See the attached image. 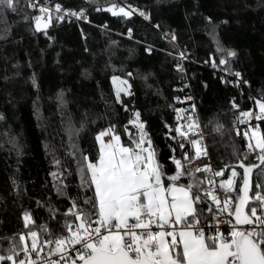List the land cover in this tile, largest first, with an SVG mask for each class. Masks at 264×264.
<instances>
[{"label": "snow or ice", "instance_id": "6c2138e0", "mask_svg": "<svg viewBox=\"0 0 264 264\" xmlns=\"http://www.w3.org/2000/svg\"><path fill=\"white\" fill-rule=\"evenodd\" d=\"M104 10L122 18L138 14L151 19L149 13L131 4L112 2ZM10 16H19L33 35L43 34L49 42L54 40L48 32L54 21L88 20L84 8L65 7L53 0H0V40L7 41L18 23L10 21ZM204 19L215 44V54L209 53V60L204 62L233 77L221 75L220 80L238 89L243 97L242 86H250V82L232 67L238 53L221 43L213 18ZM101 27L107 28V24ZM124 34L132 38L133 29L128 27ZM162 35L169 41L177 40L174 31ZM80 37L88 52L83 29ZM144 51L151 53L153 48ZM40 52L43 56L44 49ZM168 55L177 59L173 67L180 79L173 90L183 93L184 88L191 87L183 66L188 59L186 50L176 49ZM27 63L32 66L31 59ZM81 75L87 77L90 72L84 69ZM132 77V72L110 76L113 94L111 102L105 101V113L89 120L85 110L79 127L71 113L62 118L68 138L65 154L75 167L53 157L56 168L49 172L51 189L42 201H36V209L46 210L47 218L37 225L33 210H24L23 230L5 238L8 247L0 251V264H264V130L258 123H250H264V90L246 97L252 101L250 108H242L235 96L230 98L234 110L231 132L246 143L241 150L233 142L227 160L214 159L205 140V127L216 132L223 129L218 118L205 117L208 123L202 126L195 98L190 93L173 95L175 103L168 105L174 114L173 123L165 121L162 125L164 137L171 141L166 145L170 154L165 160L154 145L149 121L134 103L124 99L134 96ZM9 78L0 77L4 81ZM29 80L39 92L37 73L33 72ZM65 97L66 91L58 90L57 108L62 117ZM110 103L129 113L126 122H113L107 116ZM185 103L186 107L177 106ZM97 120L106 123L91 132L90 147H81V131ZM240 125L245 126L243 131ZM73 180L77 181L75 194L71 190ZM12 183L18 191L16 181Z\"/></svg>", "mask_w": 264, "mask_h": 264}, {"label": "trees", "instance_id": "16d2710c", "mask_svg": "<svg viewBox=\"0 0 264 264\" xmlns=\"http://www.w3.org/2000/svg\"><path fill=\"white\" fill-rule=\"evenodd\" d=\"M43 2L45 0H41ZM53 2L77 10L84 8L88 20L54 21L48 30L54 40L49 42L43 34L33 35L19 16H10V21L18 23L13 25L7 41L0 40V77H10L8 81L0 79V113L4 115L0 120V251L8 247L5 238L23 230L21 214L24 210H33L37 225L45 222L47 212L36 209V201H42L51 189L49 172L56 168L53 157L61 159L62 164L75 167L65 154L68 138L61 120L71 113L79 127L85 110H88L89 120L105 113V101L111 102L113 94L111 75L123 77L127 72L133 73L130 83L134 96L124 99L134 103L149 121L154 145L165 160L170 154L166 145L171 141L164 137L162 125L165 121L173 123L174 116L168 105L175 103L173 95H183L188 89L184 88L183 93L174 92L173 86L180 84V79L173 67L177 59L168 55L169 52L186 50L188 59L183 61V66L203 126L208 123L204 118L211 115L223 125L221 132L205 127L214 159L227 160L233 142L241 150L246 143L242 136L231 132L234 110H231L230 98L235 96L242 108H250L252 101L246 97L259 95L264 90V0ZM112 2L139 7L147 11L151 19L146 20L138 14L131 18L113 16L104 10ZM25 12L34 14L31 9H25ZM207 16L216 23L221 43L238 53L232 67L241 71L250 82V86H242L243 97L238 89L220 80L221 75L228 79L233 77L204 62L209 60V53L215 54V44L206 30L204 18ZM223 20L228 22L220 23ZM105 23L107 28L101 27ZM156 24L160 28L154 27ZM128 27L133 29L132 38L124 34ZM80 29L86 34L88 52L84 51L85 40L80 37ZM163 31H174L177 40L163 39ZM149 46L153 48L151 53L144 51ZM41 49H44L43 56ZM29 59L32 60L31 67L27 63ZM17 63L19 67L14 68L13 64ZM84 69H88L90 76L81 75ZM17 71L19 75H13ZM33 72L37 73L39 92L29 80ZM60 89L66 91L67 100L63 117L56 100ZM109 108L107 116L113 122H126L129 113L115 103H110ZM104 123L105 120H97L95 125L89 123L80 133L79 145L90 147L91 132ZM258 123L264 130V123ZM239 127L243 131L245 126ZM13 180L18 191L14 190ZM76 183V180L71 183L73 194Z\"/></svg>", "mask_w": 264, "mask_h": 264}, {"label": "built area", "instance_id": "2783aa9c", "mask_svg": "<svg viewBox=\"0 0 264 264\" xmlns=\"http://www.w3.org/2000/svg\"><path fill=\"white\" fill-rule=\"evenodd\" d=\"M145 12H147V11H145ZM148 13V12H147ZM144 18V17H143ZM73 19H75V18H73ZM145 19V18H144ZM146 20H149V19H146ZM163 32H165V31H163ZM162 32V33H163ZM162 38L163 39H165L164 37H163V35H162ZM165 40H167V39H165ZM187 83H189L190 84V82L187 80ZM186 93H190L193 97H194V95H193V93H192V91H191V88H188L187 90H186ZM187 103V102H186ZM186 103L185 104H183V106L182 107H186ZM196 103V102H195ZM197 105V104H196ZM197 113L199 114V111H198V108H197ZM200 115V114H199ZM201 123H202V120H201ZM250 123H252V122H250ZM255 123H258V121H256ZM259 124V123H258ZM202 126H203V123H202ZM204 135H205V140H206V142L208 143V136H207V133H206V131L204 132ZM209 144V143H208Z\"/></svg>", "mask_w": 264, "mask_h": 264}, {"label": "water", "instance_id": "95a60500", "mask_svg": "<svg viewBox=\"0 0 264 264\" xmlns=\"http://www.w3.org/2000/svg\"><path fill=\"white\" fill-rule=\"evenodd\" d=\"M255 171V170H254Z\"/></svg>", "mask_w": 264, "mask_h": 264}]
</instances>
